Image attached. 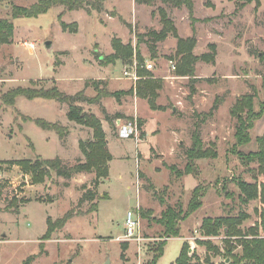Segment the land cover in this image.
I'll return each mask as SVG.
<instances>
[{
  "label": "rangeland",
  "instance_id": "1",
  "mask_svg": "<svg viewBox=\"0 0 264 264\" xmlns=\"http://www.w3.org/2000/svg\"><path fill=\"white\" fill-rule=\"evenodd\" d=\"M36 1L0 0V18L9 17L14 5L29 6ZM105 2L100 9L90 8L88 12L84 9L89 19L81 21V30L76 20H64L63 15L68 10L58 19V5L37 16L13 19L16 36L9 43L0 45V160L34 159L39 154L44 156H40L42 158L63 155L66 164H74L83 160L84 155L81 150H73L72 145L78 144L79 147L80 141L93 138L89 126L65 116L68 106L63 102L17 96L14 104L4 103L2 94L17 86L47 89L56 84L59 89L70 93L82 80L84 87L80 90L89 97L99 92V99L98 102H76L75 105L96 116L93 108H98V118L103 119L109 136H115L109 143V149L115 156L123 151L122 146L131 145L133 141L130 140L134 139L117 137L116 120L109 124L101 111L102 107L105 109L101 104L102 99L111 109L114 100L119 101L125 94V90L115 89L120 92L118 99L113 95L101 94L113 91L109 88L108 80L115 75L120 76L121 68L126 63L116 56L115 42L130 45L145 61L155 60V67L149 70L152 77L165 81L162 88H174V102L169 103V108L174 103L182 105V110L172 119L175 123L170 121V125L177 132L175 148L182 151V156L174 159L163 157L161 161L167 165L162 162L149 163L146 171L143 167L146 161L142 162L143 165L139 161L142 183L138 198L140 241L116 239L124 231L127 210L135 208L137 203L131 185L136 170L134 144L129 151L130 158L115 157L108 164V175L96 189L92 184L93 172L76 173L71 178H64L51 171L44 181L35 183L30 174L23 173L19 166L2 164L0 264H22L28 257H31L28 264H145L157 255L158 245L163 241L166 245L156 264L174 261L184 241L189 243L190 253L194 250L201 259L208 254L212 262L220 263L224 259V233L221 231L216 236H202L199 230L202 218L237 215L241 211L248 215L241 224L242 228L253 225L259 219V201L251 200L245 204L238 198L236 180L252 181L248 167L256 164L243 165L236 151L232 150L237 116L231 113V109L242 95L254 94L253 108L261 116L255 119L250 129L251 141L237 149L243 152L255 150V137L264 132V105L261 106L264 102L261 86L264 77V0H259L258 4L251 1L242 5L235 0H191V9L156 0L152 5H142L138 12L139 8L134 3L127 8ZM159 8L166 10L176 35L169 32L164 39L154 41L147 32L160 30ZM70 18L77 16L71 15ZM60 20L68 28L64 29ZM59 28L65 32L61 37L56 34ZM192 37L195 40L192 53L197 56L209 53V45L214 44L213 61L197 59L193 76L178 74L176 69L169 70V60H173L177 66L180 58L176 54L178 39ZM50 40L55 43L47 48L46 42ZM29 43H33L34 47H29ZM116 89L124 88L116 86ZM109 97L115 99L108 101ZM216 101L217 106L214 107ZM36 118L59 123L66 128L64 137L60 138V143L66 147L65 152L58 149L53 130L39 127L34 121ZM65 118L69 120L66 124L60 121H65ZM76 127L87 130L88 134L77 131ZM148 127H152L149 129L151 132L161 134L148 136L140 148L145 150L148 142L156 140L160 146L167 148L172 141L171 132H163L162 127L152 123ZM195 129L201 135L203 147L216 150L217 156L197 159V176H178L177 170L185 168V149ZM141 137L140 129V140ZM152 152L149 160L157 158L155 151ZM171 163L177 167L173 172L168 165ZM147 173L151 180L146 177ZM199 182L209 186L202 197V205L184 222H179V236L166 239L162 234L163 227L154 220L160 216V209L164 205L161 207L157 202L161 199V202L168 200L171 205L180 202L185 210L191 191ZM143 187L147 189L146 193L142 191ZM94 191V198L91 199ZM13 198L17 206L7 207ZM93 203H97V208ZM71 208L75 213L67 223L54 230L50 238L43 239L47 218L56 220ZM206 239L219 249L218 253L209 252L204 245L197 243V240Z\"/></svg>",
  "mask_w": 264,
  "mask_h": 264
},
{
  "label": "trees",
  "instance_id": "2",
  "mask_svg": "<svg viewBox=\"0 0 264 264\" xmlns=\"http://www.w3.org/2000/svg\"><path fill=\"white\" fill-rule=\"evenodd\" d=\"M104 0H37L29 6L14 5L11 8L10 16L0 18V45L9 43L14 33L13 19L17 17H33L41 13H45L53 5H62L63 9L58 14V19L62 16L65 10H73L83 8L87 12L90 8L100 9ZM156 0H135L137 3L152 5ZM163 3H168L176 7L186 6L191 9V0H160ZM241 2L240 5L254 1L256 4L259 0H235ZM161 28L158 31L149 30L147 33L154 41L164 39L169 32L176 35V29L173 22L168 18L167 12L163 8L158 9ZM61 22V26L66 29L68 25ZM195 44L194 38L178 39L176 54L180 55L176 72L181 75H194V64L197 59L213 61L215 46L210 44V52L201 54L200 56L192 53V48ZM116 56L120 57L126 63L136 57L139 63L144 61V57L138 51H134L130 45H121L118 42L114 43ZM140 78L135 85V91L138 96L147 98L148 103L152 109H163L164 107L156 104L158 90L161 88L159 78H153L150 71L138 68ZM262 89L264 91V77L262 79ZM102 95H113L117 97L120 95L119 91H106ZM17 96H24L27 99L46 98L54 99L59 102L67 104V117L69 120L85 124L93 131L92 140L80 141L79 147L84 155L83 160H79L74 164H66L60 157L42 158L40 156L34 159H13L9 161L0 160V169L2 164L17 165L23 173H28L31 176L32 182L38 183L44 181L45 177L49 176L51 171H54L58 176L64 178H71L74 174L79 172H93V186L96 189L101 180L108 175V163L111 159V153L107 144V137L103 129L101 120L94 113L84 112L80 106L75 105L76 102H98L99 92L94 97H89L84 94L83 90H79L75 94H68L60 90L57 85L50 88L34 87V86H17L9 89L2 94V101L6 104H14ZM254 94H245L239 97L231 109V113L237 116V123L234 129V142L232 150L238 155L243 165L249 166L255 163L254 167H248L249 172L252 173V181H246L242 178L236 180L239 194L238 198L242 203H248L251 200H258L260 206L257 209L258 221L253 225L242 228L241 224L248 215L244 212H238L237 215H221L216 217L205 216L201 220L199 226L200 234L202 236H216L221 231L224 233V259L220 263L211 261L207 254L204 259L195 252L190 253V245L184 241L181 245L177 257L170 264H264V132L255 137L257 148L248 152L238 150L239 146L248 144L251 141L250 129L254 125L255 119L261 116L260 112H255L253 108ZM263 104L261 106L263 107ZM217 106V101L214 107ZM102 113L109 124L117 118H122L123 115L115 113L109 115L102 107ZM131 118V117H127ZM35 123L44 130H53L57 132L60 138L64 137L66 128L59 123L49 122L43 118H36ZM140 128L142 126V119L138 118ZM142 134V132H141ZM191 146L186 150V164L185 168L177 170L178 176L184 174L198 175L196 160L200 158L217 156V151L206 147L204 148L203 140L197 129L191 133ZM171 172L177 169L175 165H170ZM209 186L203 185L199 182L191 191L187 207L183 210L180 202L174 205H167L161 212L159 217L154 220L157 224L163 227L162 234L165 237H176L180 235L179 222L193 213L199 206L202 205V197L205 195ZM2 186L0 185V197L2 195ZM95 191L91 193L90 198H94ZM85 196L86 193L84 194ZM84 198V197H83ZM82 200V199H81ZM17 206L16 200L13 198L8 206ZM97 208V203H93ZM75 210L72 208L67 210L63 216L56 220L47 218V228L42 235L43 239L50 238L52 232L57 228H62L67 221L74 215ZM143 214V213H142ZM197 243L205 246L207 251L219 252V249L212 243L211 240L206 239L198 241ZM166 242L159 243L157 248V255H154L149 262L145 264H156L158 258L163 254V248ZM43 245L42 243L40 244ZM238 250V251H237ZM228 258V261L226 259ZM31 257H28L22 264H28Z\"/></svg>",
  "mask_w": 264,
  "mask_h": 264
},
{
  "label": "crops",
  "instance_id": "3",
  "mask_svg": "<svg viewBox=\"0 0 264 264\" xmlns=\"http://www.w3.org/2000/svg\"><path fill=\"white\" fill-rule=\"evenodd\" d=\"M105 1H106L105 4H107V3L111 4L110 2H112L111 5L116 4L117 7L126 6L127 8H130L131 4L133 5V3H134V6L136 4V7L138 6L137 8H139V9H137V12L140 10L141 6L144 5L142 3L135 2V0H134V2H133V0H105ZM114 1H115V3H114ZM62 8H63L62 5H58L59 12L62 10ZM71 15H74L75 17L77 16V18L71 19L70 18ZM63 18L67 22H69L70 20H76L78 22V25H79L78 27L81 30V21L82 20L83 21H88L89 16L86 14V11L84 9L80 8V9H74V10L66 11L64 13V15H63ZM56 34L58 35L57 37H61L63 34H65V32L62 31L59 28L57 30ZM14 35L16 36V30L15 29H14L13 36ZM54 43H55L54 40H50V45L47 48H51ZM57 50H61V49H57ZM154 62H155V60H154ZM155 65H156V62H155ZM121 70H122V68H121ZM110 80H108L109 81L110 90H113V91H114V89L115 90H125V94H124V96L122 98L120 97L119 101L116 100L114 97L113 98L109 97L110 100L108 99V101H111V100H114V99L116 100V101L114 100V104H112V106H111L112 108L111 109H109L108 104H107V102L104 101V99L101 100V104H102V106L105 107V109L107 110V113L109 115H114L115 113H119V114L123 115V117H132V116L136 115L137 117L142 119V126H141V132H142L141 136L142 137H141V140L139 141V143H137V142L135 143L134 140H130V141H133V142H131V145L134 144V146H135L134 154H133V159L135 161V167H136V164H137V160H138V164H139V161H140V163L146 161L145 165H143V163H142V165H143V167L145 168V171H146L147 170V165L149 163H151V164L155 163V162L161 163L162 162L161 158H163V157H167L169 159H174V157L177 158L178 156H182V151H179V150H177L175 148V142H177V132L174 129V127L170 125V121H173L175 123V120H172V119H175L179 115V111L182 110V108H181L182 105H176L174 103L169 108V103L171 101L174 102V95L176 93V92H174V88H172V89H170L168 87L167 88H162V87H164L163 85H165V81H160L161 88L157 91L158 92V96L156 98V104L159 105V106H162L164 108L163 109H152L150 107L149 103H148L147 98H143V97H140V96L137 95V93L135 91V87H133V82L130 79L124 78L122 76V72H121L120 76L119 75L118 76L115 75V77H113V78L110 77ZM116 86H118L119 88H124V89H116ZM83 87H84L83 82H82V80H80L74 91H72L70 93L66 92V91H64V92L68 93V94H71V93H73V92H75L77 90L79 91ZM55 102H59V101H55ZM109 103H111V102H109ZM97 104L100 105V103H97ZM97 109H95V107L93 108L94 112L99 116V114L97 112L98 111ZM65 116H66V112H65ZM66 118H65V121H63L62 119H60V121L62 123H64V124H66L67 122H69V120L66 119ZM101 121H102V126H103V129H104L106 137H107V144H108V148H109L110 140L114 139L115 136L114 135L113 136L112 135L109 136L108 131H107V127H106L105 123L103 122L102 118H101ZM151 123H152V125L156 124L159 128L162 127L163 128L162 129L163 132L166 131V130L171 132L172 141L170 142V144H169V146L167 148H163V146H160L158 140H156L155 142H148V144L145 146V150L144 149L142 150L141 149L142 147L140 148V145L143 144V142L147 140L148 136H150V135L159 136L161 134V133H153V132L150 131L152 127L149 128L148 126H149V124L151 125ZM76 130L77 131H81V132H85V133L88 134V131L87 130L85 131L81 127L80 128L76 127ZM52 135L55 138H57V141H58V144H59V148L58 149H60L62 152H65L66 151V147L63 144L60 143L59 135H57L56 132H54V131H53ZM49 136L50 135H48V137ZM77 140H79V138H77ZM180 140L181 139H178V142ZM191 142L192 141H191V138H190L189 139V146L187 147V149L191 146ZM131 145L126 144V147L122 146L123 151L117 156H115L109 149V151L111 153V159L109 160L108 164H110V162L112 160H114L115 157H118V158H121V159L130 158L129 151L131 150ZM72 149L75 150L76 152H78L80 150L79 147H78V144H76V146L72 145ZM187 149H185V156H186V150ZM152 151H155V155H157V158L149 160L151 158V154H153ZM39 155L42 156L41 154H39ZM57 155H59V154H57ZM59 156H60L61 159L63 158V155H59ZM42 157H44V156H42ZM5 161H7V160H5ZM162 164L167 165L164 162H162ZM168 165H175V164L171 163V164H168ZM156 169H158V168H156ZM80 173H83V172H79V174ZM186 175L187 174H185L184 176H186ZM146 177L149 178L150 180L152 179V177L148 173H147ZM133 181H134V179L132 180L131 185L133 184ZM66 182H68V181H66ZM142 191L145 192V191H147V189L145 187H143ZM154 191L156 192L157 188H155ZM107 196H108V193H107ZM142 197L144 198V201L147 202L146 201V197L143 196V195H142ZM161 201H162V199H161ZM161 201L157 202L158 205H160V206L163 205V203H164L163 207L161 206L162 208L160 209V214L166 208L167 205H171L168 200L167 201L164 200L163 202H161ZM189 216H187L185 219H183L181 221L184 222V220H186ZM200 224H201V222L199 223V226H200ZM181 227H182V224H181Z\"/></svg>",
  "mask_w": 264,
  "mask_h": 264
},
{
  "label": "built area",
  "instance_id": "4",
  "mask_svg": "<svg viewBox=\"0 0 264 264\" xmlns=\"http://www.w3.org/2000/svg\"><path fill=\"white\" fill-rule=\"evenodd\" d=\"M26 44L28 42H25ZM29 47H34L33 43H29ZM169 70H175L176 65L173 60H169ZM143 68L146 70H153L155 67L154 60L143 61L139 63L136 57H133L131 61L125 63L121 70L122 76L124 78L130 79L133 82V87L137 80L140 78L138 74V68ZM180 102H177L179 104ZM117 126V136L122 139H134L135 142H138L139 134H140V125L138 122V117L136 115L131 118L121 119L117 118L116 121ZM138 160L136 164L135 176L132 186L134 187L137 203L135 208L128 209L124 218V231L121 235L117 236V240H136L140 241L142 239L141 236V219L139 215L140 203L138 201L140 189H141V177L138 170ZM169 237H166L168 239Z\"/></svg>",
  "mask_w": 264,
  "mask_h": 264
},
{
  "label": "water",
  "instance_id": "5",
  "mask_svg": "<svg viewBox=\"0 0 264 264\" xmlns=\"http://www.w3.org/2000/svg\"><path fill=\"white\" fill-rule=\"evenodd\" d=\"M46 45H47V47H49V45H50V41H47V42H46ZM190 251H191V248H190ZM227 261H228V259H227ZM105 264H108V263L106 262Z\"/></svg>",
  "mask_w": 264,
  "mask_h": 264
}]
</instances>
